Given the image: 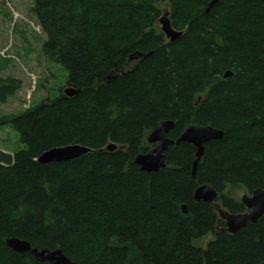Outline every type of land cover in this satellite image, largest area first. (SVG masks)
<instances>
[{
  "label": "trees",
  "instance_id": "16d2710c",
  "mask_svg": "<svg viewBox=\"0 0 264 264\" xmlns=\"http://www.w3.org/2000/svg\"><path fill=\"white\" fill-rule=\"evenodd\" d=\"M211 1L33 0L43 53L79 94L0 119L23 146L0 150V264H50L7 239L61 249L78 264H264V217L232 235L213 205L194 201L209 185L240 214L234 192L264 189V0H220L205 14ZM163 5L183 32L175 43L158 30ZM136 53L148 57L129 62ZM22 86L1 80L0 103ZM164 121L175 123V141L191 125L225 133L206 145L195 177L191 144L170 147L157 174L135 164ZM109 144L125 150L37 162L54 148Z\"/></svg>",
  "mask_w": 264,
  "mask_h": 264
},
{
  "label": "water",
  "instance_id": "95a60500",
  "mask_svg": "<svg viewBox=\"0 0 264 264\" xmlns=\"http://www.w3.org/2000/svg\"><path fill=\"white\" fill-rule=\"evenodd\" d=\"M220 0H212L208 3L205 14L210 13L214 6ZM160 31L164 34L166 40L170 43H175L183 37V32L177 31L172 26L170 20V12L168 9H164L162 16L159 19ZM146 55L142 53H136L129 58V62L139 61L145 59ZM233 76L231 72H227L224 75L225 79H229ZM111 80V79H110ZM79 94V91L73 87H68L65 90L64 95L68 98H72ZM201 98L196 100V105L199 104ZM175 123L173 121L162 122L157 129L151 132L147 136V142L153 146L147 154L139 155L135 164L140 167L142 172L149 175L157 174L162 169L167 167L166 164V152L172 146H178L182 143L193 145L197 152L193 162V177L196 176L198 164L201 161L205 147L212 141H219L224 139L225 133L211 126L201 127L197 125L188 126L182 135L175 141L168 138V134L174 129ZM117 150H125V146H117L115 144H109L103 149L94 150L82 145H69L65 147H58L51 149L43 153L37 162L40 165L46 166L51 163H66L89 154H95L100 151L115 152ZM218 192L209 185H202L198 187L194 193V201L196 203H207L214 206L215 211L218 213L219 218L224 223L227 233L235 235L241 230L245 229L249 224H256L261 218L264 217V189H257L253 193H246L241 203L245 206L246 212L240 214H232L225 209L218 201ZM184 214H188L186 206L182 207ZM5 245L15 253H27L32 255L39 263L50 264H78L65 256L61 249L54 251L39 248H33L28 242L19 239H7Z\"/></svg>",
  "mask_w": 264,
  "mask_h": 264
},
{
  "label": "rangeland",
  "instance_id": "374dc122",
  "mask_svg": "<svg viewBox=\"0 0 264 264\" xmlns=\"http://www.w3.org/2000/svg\"><path fill=\"white\" fill-rule=\"evenodd\" d=\"M33 6V0H0V85L10 77L23 83L18 93L0 103V119L64 95L68 88L69 72L48 61L43 53L47 37L31 11ZM21 149L17 132L11 126H0V150L14 155ZM246 193L243 188L237 189L234 197L241 201ZM211 240L208 236L199 245Z\"/></svg>",
  "mask_w": 264,
  "mask_h": 264
},
{
  "label": "flooded vegetation",
  "instance_id": "af4514ba",
  "mask_svg": "<svg viewBox=\"0 0 264 264\" xmlns=\"http://www.w3.org/2000/svg\"><path fill=\"white\" fill-rule=\"evenodd\" d=\"M152 148V147H151Z\"/></svg>",
  "mask_w": 264,
  "mask_h": 264
}]
</instances>
